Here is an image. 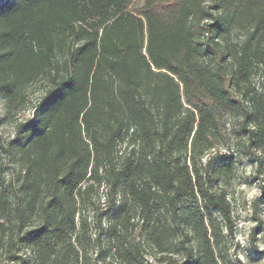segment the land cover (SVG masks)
I'll return each mask as SVG.
<instances>
[{
	"label": "trees",
	"instance_id": "obj_1",
	"mask_svg": "<svg viewBox=\"0 0 264 264\" xmlns=\"http://www.w3.org/2000/svg\"><path fill=\"white\" fill-rule=\"evenodd\" d=\"M129 3L0 5V102L14 126L0 141L6 261L234 264L223 181L236 157L223 149L241 140L255 164L257 213L264 0Z\"/></svg>",
	"mask_w": 264,
	"mask_h": 264
},
{
	"label": "rangeland",
	"instance_id": "obj_2",
	"mask_svg": "<svg viewBox=\"0 0 264 264\" xmlns=\"http://www.w3.org/2000/svg\"><path fill=\"white\" fill-rule=\"evenodd\" d=\"M6 0H0V5ZM145 0H130L129 9L140 7ZM241 31L234 29L232 35L235 39ZM263 73L258 70L254 76V83L261 86L263 83ZM39 90L34 89L31 94V101L28 106L18 115L20 120L32 117L33 106L39 96ZM14 136L13 123L5 119V107L0 102V141L5 142ZM243 142L233 137L229 145L223 149L224 153L234 154L236 164L230 177L223 181V187L227 191L231 203V220L233 233L226 239L230 257L234 264H264V201L260 204L258 211L254 210V200L261 194V181L256 178L255 164L252 163L242 153ZM94 207L104 208V189L101 188L99 194L95 196ZM91 213L93 206L89 207ZM219 220L224 224V220ZM257 228L254 230V228ZM150 256L148 255L147 258ZM152 260L153 258H149ZM1 264H14L4 260L0 256ZM158 264V263H157Z\"/></svg>",
	"mask_w": 264,
	"mask_h": 264
}]
</instances>
